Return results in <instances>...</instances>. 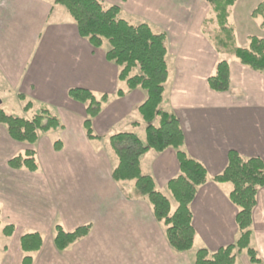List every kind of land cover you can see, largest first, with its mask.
<instances>
[{
    "label": "crops",
    "instance_id": "0c3cea01",
    "mask_svg": "<svg viewBox=\"0 0 264 264\" xmlns=\"http://www.w3.org/2000/svg\"><path fill=\"white\" fill-rule=\"evenodd\" d=\"M102 1L120 7L133 25L147 23L155 33L167 35L170 72L163 108L178 117L185 151L208 172L191 206L194 246L197 252H216L234 244L239 232L238 209L229 200L233 186L213 179L225 170L232 150L264 162V74L239 60L229 61L230 91L210 90L207 81L221 57L203 33L209 11L204 0ZM109 48L95 49L81 38L73 19L54 0H0V91L18 99L26 96L35 111L46 106L65 126L31 146L12 140L0 125V232L7 240L0 264H22L20 239L34 232L44 238L33 264L193 263L170 248L150 204L112 179L117 160L109 138L124 132L145 137L146 124L137 109L147 93L136 89L117 96L125 86L119 67L106 59ZM73 88L110 96L93 121L99 139L86 137V108L69 98ZM57 139L64 143L59 152L53 148ZM29 149L37 151L38 172L8 166L9 159ZM142 172L163 193L179 174L176 152L146 154ZM89 223L88 237L65 252L56 250L57 224L72 232ZM8 225L15 228L9 237L4 234ZM252 247L264 262V187L253 213ZM236 257L237 264L242 257L251 264L243 253Z\"/></svg>",
    "mask_w": 264,
    "mask_h": 264
},
{
    "label": "trees",
    "instance_id": "16d2710c",
    "mask_svg": "<svg viewBox=\"0 0 264 264\" xmlns=\"http://www.w3.org/2000/svg\"><path fill=\"white\" fill-rule=\"evenodd\" d=\"M204 1L212 10L213 20L207 19L204 22L203 33L208 37L206 25L211 23L213 29L209 30V36L215 42L214 49L217 54L234 57L244 66L264 74V38L250 36L248 47L242 48L237 45L235 30L230 25L232 9L239 0ZM54 4L68 11L80 37L86 39L93 48L99 49L104 44L109 45L106 59L119 67V81L125 84V88L118 90V97H124L136 89L146 91L147 99L137 109L146 124L145 137H140L136 132H124L109 138L111 151L117 160L112 179L119 185L133 181L139 196L150 204L155 220L164 227L170 248L178 254L190 252L196 241L191 206L198 189L207 183L208 172L202 163L191 158L185 151V135L178 117L163 108L170 72L167 61V35L155 33L147 23L133 25L122 17L120 7L108 6L102 0H54ZM252 16L261 17L264 28V1L252 11ZM207 83L214 92L230 91V63L227 59L219 60ZM68 96L86 108L83 123L86 137L90 141L99 139L93 128V121L109 102L110 96L97 95L82 88L70 89ZM18 97L26 103V112L33 110L32 101L22 94ZM0 125L6 127L12 140L31 146H35L41 136L65 129L61 119L46 106H40L31 119H25L8 115L1 102ZM53 148L57 152L62 151L64 143L57 139L53 142ZM168 149L176 152L179 163L178 176L167 185L177 203L175 209L171 200L157 189L154 178L142 172V160L146 154L163 153ZM8 166L14 170L28 172H38L41 168L35 149L26 150L9 159ZM213 181L216 184L229 183L233 186L229 200L238 209L236 225L239 235L234 244L216 252L200 249L196 253L194 264H237V254L244 252L251 264H264L258 251L252 247L253 213L258 192L264 187L263 160L258 157L245 159L240 153L232 150L229 152L225 170L214 177ZM14 230L13 225H8L4 234L12 236ZM91 231V223L72 232L57 224L53 231L54 246L58 252H65L88 237ZM42 246L43 236L40 233L23 235L20 239L22 264H33L34 254L39 252Z\"/></svg>",
    "mask_w": 264,
    "mask_h": 264
},
{
    "label": "rangeland",
    "instance_id": "374dc122",
    "mask_svg": "<svg viewBox=\"0 0 264 264\" xmlns=\"http://www.w3.org/2000/svg\"><path fill=\"white\" fill-rule=\"evenodd\" d=\"M262 1H264V0H239L238 3L236 4V6L232 9L231 18H230V25L235 30L237 45L242 47V48L248 47L250 36H258L260 38H264V28L262 27L263 19L261 17H253L252 16V11ZM58 7L64 11L65 15L71 17L69 15L68 11L64 7H62V6H58ZM207 18L213 20L212 19L213 13H212L210 6H209ZM134 22H136V21H134ZM211 29H213V25L211 23L206 25V32L208 33L207 38H209V41L211 44L210 47L212 46L215 48V46H214L215 42L213 41L212 37L210 38V36H209V34H210L209 30H211ZM220 57H221V59H227L228 61L238 60V59H236L234 57H230V56H222L221 55ZM123 85L125 86V84H123ZM6 94H3V91H0V100H3V99L5 100L3 108L8 115H14V116L22 117L25 119H31L34 116L36 108H34L33 110H31L29 112H26L23 108L25 106V103L23 101L16 98L15 96H11L8 94L6 95ZM3 127L6 129L5 126H3ZM52 133L53 132H51V134ZM229 185H231V184H229ZM123 187L125 188L126 191H134V193L136 195H139L136 188L134 187L133 181L125 182L123 184ZM163 193L171 200L172 207H173V209H175L177 206V203L174 200L171 193L169 192V190L168 189L163 190ZM42 236H43V234H42ZM43 238H44V236H43ZM6 241L7 240H6L5 236L3 235V233L0 232V251H1L3 245ZM197 249H198V246L195 245L190 252L185 253L186 256H184V257L187 260L189 258L191 260H193L192 264L195 263V257H196ZM244 255L247 256V254H245V252L243 253V256ZM238 264H247V262L245 261V258L242 257L240 259V261L238 262Z\"/></svg>",
    "mask_w": 264,
    "mask_h": 264
}]
</instances>
